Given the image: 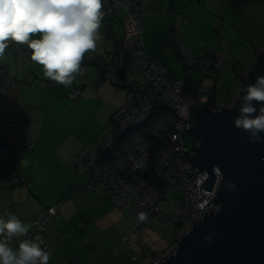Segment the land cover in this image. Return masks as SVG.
Instances as JSON below:
<instances>
[{
	"label": "crops",
	"instance_id": "1",
	"mask_svg": "<svg viewBox=\"0 0 264 264\" xmlns=\"http://www.w3.org/2000/svg\"><path fill=\"white\" fill-rule=\"evenodd\" d=\"M240 2L238 8L249 3ZM232 5L231 0H146L145 51L159 55L169 75L184 77L186 91L191 90L193 81L188 74L193 67L185 66L176 44L182 42L197 56L213 50L222 54L225 62L221 50L226 44L225 33L241 32L228 14ZM122 20V11L110 18L104 16L97 48L85 53L82 71L70 87L44 77L40 65L30 58L24 64L7 50L0 57L11 58L13 79L7 87L0 82V124L14 121L19 132L12 142L17 150V183L11 182L0 162V215L11 211L29 224L47 206L58 204L57 214L45 230L53 244L49 264H146L169 251L167 245L141 247L133 234L130 242H123L130 228L128 211L116 206L104 188L85 189L90 175L74 162L83 147L104 140L112 113L123 103L125 89L107 80L104 71L117 70L128 78L142 79L123 68L128 44L123 41ZM206 29L220 37L218 45L209 43L210 48L199 51L194 38L207 33ZM250 66L244 67V72ZM31 76L35 79L29 80ZM194 87L198 90L196 84ZM74 88L78 91L70 99L68 93ZM199 97L203 96L192 90L190 98ZM1 153L0 147V158Z\"/></svg>",
	"mask_w": 264,
	"mask_h": 264
},
{
	"label": "built area",
	"instance_id": "2",
	"mask_svg": "<svg viewBox=\"0 0 264 264\" xmlns=\"http://www.w3.org/2000/svg\"><path fill=\"white\" fill-rule=\"evenodd\" d=\"M145 1L103 0L105 17L123 12V41L128 44L123 68L142 79L128 78L117 70L104 71L103 76L107 80L125 89L123 103L112 113V127L106 131L104 140L99 145L83 147L74 157L78 167L90 175L84 188H104L116 206L128 211L130 228L122 237L126 243L130 242L132 234L139 236L152 224L159 227L166 223L181 225L184 231L193 221L218 206L212 195L220 172H215L216 179L211 189H199V183L207 177L205 170L189 172L192 166L190 155L198 141L191 146L185 142L186 134H190L185 127L191 123L180 111L182 106L195 99L187 96L184 77H171L159 55L148 54L144 49ZM176 45L185 66L199 68L203 76L218 77L224 63L222 54L205 51L197 56L191 54L182 42ZM7 51L27 63L29 56L23 45L10 43ZM32 79L35 78L31 76L29 80ZM12 80L11 58L5 57L0 60V82L7 87ZM77 91L78 88L72 89L68 98H73ZM203 97L209 101L207 96ZM0 134H3L0 136V162L6 167L11 182L17 183V150L12 145L19 136L15 122L0 124ZM24 184L29 186L27 181ZM171 191L180 193V197L171 198ZM163 199L174 203L171 214L160 210ZM57 206H47L29 223L28 235L39 236L50 253L53 244L47 240L45 230L57 214ZM140 211L147 213L146 220H137ZM137 242L145 247L140 236Z\"/></svg>",
	"mask_w": 264,
	"mask_h": 264
},
{
	"label": "water",
	"instance_id": "3",
	"mask_svg": "<svg viewBox=\"0 0 264 264\" xmlns=\"http://www.w3.org/2000/svg\"><path fill=\"white\" fill-rule=\"evenodd\" d=\"M258 74H264V48L245 72L242 86ZM238 108V101L231 111L227 105L212 108L204 97L182 106L180 114L191 123L185 129L198 141L189 172L205 170L199 189H211L214 167L220 169L212 195L218 206L182 231L167 253L146 264H264V139L249 141L234 127Z\"/></svg>",
	"mask_w": 264,
	"mask_h": 264
},
{
	"label": "clouds",
	"instance_id": "4",
	"mask_svg": "<svg viewBox=\"0 0 264 264\" xmlns=\"http://www.w3.org/2000/svg\"><path fill=\"white\" fill-rule=\"evenodd\" d=\"M104 16L103 0H0V57L10 43L23 45L44 77L70 87L82 71L85 53L97 48ZM237 101L234 127L249 141L264 139V74L238 90L229 111ZM228 187L235 185L229 181ZM146 219L145 211L137 213L138 221ZM29 228L11 211L0 215V264H49L47 245L29 236ZM205 240L210 243L211 237Z\"/></svg>",
	"mask_w": 264,
	"mask_h": 264
},
{
	"label": "rangeland",
	"instance_id": "5",
	"mask_svg": "<svg viewBox=\"0 0 264 264\" xmlns=\"http://www.w3.org/2000/svg\"><path fill=\"white\" fill-rule=\"evenodd\" d=\"M231 1L233 5L231 8H228V14L232 18V21H234V25L239 26L241 32L235 30L232 33H225L226 44L221 48L222 52H224L225 62L218 72V77L203 76L201 71L196 67L190 69L191 73L188 74L193 82L191 83V90L187 89L186 94L191 97L193 90L197 96L199 94L207 96L209 101L217 107L229 105L232 102L243 84L244 67L251 65L257 51L264 48V6H262L264 3L258 2L257 4L256 0H247L249 2L248 6L245 5L246 7L238 8V5L242 4L240 0ZM206 32H202L201 35L196 34V38H194V42L196 44L199 43V45L197 44L201 49L199 51H202L205 47H209V43L213 45L212 47H216V44L218 45L220 37L215 38V33L212 29H206ZM194 84L197 85L198 90L197 88L195 90ZM212 89H214V93ZM209 101L207 102L209 103ZM89 126H92V122ZM111 127L112 124L110 122L108 129ZM196 141L197 139L192 134H186L185 142L190 146ZM170 197L173 199L179 198L180 193L171 191ZM173 208L174 203L166 199H163L160 204V210L166 214H171ZM181 232V225L174 224L171 226L169 223H166L165 226L159 227L152 224L146 227L139 236L147 245L146 249L159 245H167L170 250L174 246L176 237ZM139 236L135 237L136 240Z\"/></svg>",
	"mask_w": 264,
	"mask_h": 264
},
{
	"label": "trees",
	"instance_id": "6",
	"mask_svg": "<svg viewBox=\"0 0 264 264\" xmlns=\"http://www.w3.org/2000/svg\"><path fill=\"white\" fill-rule=\"evenodd\" d=\"M212 108H217V106L216 105H214V104H212L210 101H209V103H208Z\"/></svg>",
	"mask_w": 264,
	"mask_h": 264
}]
</instances>
